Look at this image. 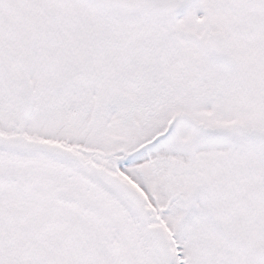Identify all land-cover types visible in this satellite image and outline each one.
Returning a JSON list of instances; mask_svg holds the SVG:
<instances>
[{
  "label": "snow or ice",
  "instance_id": "obj_1",
  "mask_svg": "<svg viewBox=\"0 0 264 264\" xmlns=\"http://www.w3.org/2000/svg\"><path fill=\"white\" fill-rule=\"evenodd\" d=\"M0 264H264V0H0Z\"/></svg>",
  "mask_w": 264,
  "mask_h": 264
}]
</instances>
